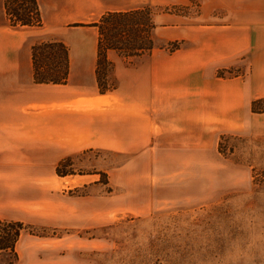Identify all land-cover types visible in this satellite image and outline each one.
Wrapping results in <instances>:
<instances>
[{
  "label": "crops",
  "instance_id": "crops-1",
  "mask_svg": "<svg viewBox=\"0 0 264 264\" xmlns=\"http://www.w3.org/2000/svg\"><path fill=\"white\" fill-rule=\"evenodd\" d=\"M35 1L42 26L9 27L0 0L1 221L46 218L49 204H69L57 194L65 177L55 170L78 153L128 154L150 162L148 177L191 184L228 166L218 152L221 137H264V113L251 109L264 98V0H197L194 18L153 13L155 47L128 62L108 51L115 89L104 94L96 27L68 26L187 0ZM42 35L68 48L64 85L33 82L30 48ZM173 42L180 47L170 52ZM151 190V200L167 192Z\"/></svg>",
  "mask_w": 264,
  "mask_h": 264
},
{
  "label": "rangeland",
  "instance_id": "rangeland-1",
  "mask_svg": "<svg viewBox=\"0 0 264 264\" xmlns=\"http://www.w3.org/2000/svg\"><path fill=\"white\" fill-rule=\"evenodd\" d=\"M149 8L194 18L198 1ZM42 38L54 39L34 44ZM218 152L228 166L191 184L148 177L150 162L128 154L78 153L56 186L70 203L49 204V217L0 234L18 229L15 264H264V137L225 135ZM150 186L168 193L151 200ZM0 264L9 258L0 255Z\"/></svg>",
  "mask_w": 264,
  "mask_h": 264
},
{
  "label": "trees",
  "instance_id": "trees-1",
  "mask_svg": "<svg viewBox=\"0 0 264 264\" xmlns=\"http://www.w3.org/2000/svg\"><path fill=\"white\" fill-rule=\"evenodd\" d=\"M6 24L9 27H41L42 20L38 4L35 0H5L3 4ZM97 28V61L96 80L101 94L115 89L114 84L107 80L108 70L113 65L107 59V52L114 51L127 62L140 56L148 55L155 47L153 31L155 24L149 7L132 11L108 12L97 22L91 24ZM180 43L173 42L166 46L170 52L179 49ZM32 62V79L36 84L64 85L69 72L68 48L60 40L44 39L30 48ZM131 64V62H129ZM253 113H264V98L252 102ZM70 157L61 160L56 166V175L65 177L72 173L64 167L70 162ZM102 175V174H101ZM0 230L21 228V223L0 221ZM0 234V255L9 258V264H15L17 256L14 246L19 231Z\"/></svg>",
  "mask_w": 264,
  "mask_h": 264
}]
</instances>
